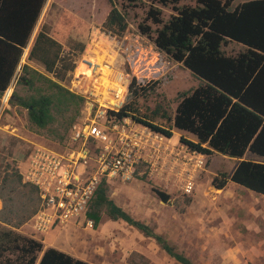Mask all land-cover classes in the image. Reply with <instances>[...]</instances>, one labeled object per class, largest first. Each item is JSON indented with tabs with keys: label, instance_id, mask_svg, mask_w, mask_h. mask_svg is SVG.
<instances>
[{
	"label": "rangeland",
	"instance_id": "rangeland-1",
	"mask_svg": "<svg viewBox=\"0 0 264 264\" xmlns=\"http://www.w3.org/2000/svg\"><path fill=\"white\" fill-rule=\"evenodd\" d=\"M199 1H46L8 87L9 100L4 101L8 89L1 97L0 235L13 232L20 237L24 251L2 250L0 262L29 261L33 247L37 248L34 241L42 245V251L34 253L38 255L35 264L49 248L88 264H180L154 238L122 220L112 219L105 210L99 225L93 228L81 217L64 222L55 220V210L47 206L39 185L26 177L30 160L41 150L58 154L84 185L94 182L97 186L105 178L110 198L134 218L152 226L195 264H264V196L230 178L241 161L264 162V157L251 151L243 157L214 152L204 154L206 164L199 167L196 163L199 155L180 140L181 136L192 140L198 137L175 127L173 120L166 123L163 118H157L156 122L173 127L171 138L131 118L107 122L108 141L93 137L75 139L72 133L75 123H89L98 109L105 110L97 99L112 100L114 92L107 86L113 88L114 84L109 82L108 74L120 81L116 78L119 72L128 76L129 81L123 80L128 87L134 79L141 86L158 80L155 91L138 99L139 107L150 112L162 104L175 116L182 93L193 91L202 81L183 62L159 49L155 37L172 15L183 7L196 6ZM219 1L235 8L252 0ZM113 8L124 18V30L111 27ZM155 14L160 19H155ZM44 24L49 27V34L62 44L63 60L57 70L60 71L64 61L75 65L63 79L49 73L40 60L28 59L30 46ZM223 45L230 55L246 49L230 39ZM24 64L31 69L26 77H34L33 86L19 80ZM44 76L83 95L85 101L79 110L75 106L69 111L56 108L55 121L39 128L29 120L28 109L18 104V100L47 92L49 84ZM131 99L129 91L125 102ZM90 101L95 103L91 114ZM99 119L104 121L102 117ZM123 149L132 150L133 169L112 174L106 162ZM189 182H193L191 192L186 191ZM45 209L51 223L47 229L38 230L36 216Z\"/></svg>",
	"mask_w": 264,
	"mask_h": 264
},
{
	"label": "trees",
	"instance_id": "trees-1",
	"mask_svg": "<svg viewBox=\"0 0 264 264\" xmlns=\"http://www.w3.org/2000/svg\"><path fill=\"white\" fill-rule=\"evenodd\" d=\"M46 1L0 0V103L15 76ZM154 18L160 19L156 14ZM109 22L111 27H119V31L126 26L116 8L112 9ZM228 39L245 45L246 49L237 55L227 54L223 44ZM155 44L175 60L183 62L202 83L193 91L182 93L183 98L172 117L162 104L150 112L142 111L138 99L155 91L159 81L141 86L134 79L129 87L132 99L119 110H111L110 113L118 119L131 118L169 138L173 136V127L156 122V119L163 118L166 123L173 120L175 127L198 137V140L184 136L180 138L192 151L206 155L219 152L230 157H243L247 151H251L264 157V0L244 2L235 8L219 0H200L196 6L183 7L177 15H172L157 30ZM61 52L62 44L49 34V27L44 24L30 46L28 59L40 60L49 73L63 79L75 65L64 61L60 69L63 73L58 71V63L63 60ZM30 70L29 65L24 64L19 80L33 86L34 77H26L31 73ZM44 79L49 84L47 92L18 100V104L28 109L29 120L39 128H46L55 121L53 112L56 108L69 111L75 106L79 110L85 101L83 95L66 88L60 82L45 76ZM17 175L22 179L21 174ZM230 178L264 195V162L243 160ZM108 190V182L103 178L89 203L87 217L93 220L95 227L99 225L101 213L105 210L112 219L122 220L154 238L178 263L195 264L152 226L134 218L118 205L110 198ZM20 240L11 231L2 233L0 251L19 248L23 252ZM32 242L37 248L33 247L32 257L23 264H35L38 261V255L34 253L42 251V245ZM0 264L15 262L6 260ZM38 264L88 263L49 248L44 250Z\"/></svg>",
	"mask_w": 264,
	"mask_h": 264
},
{
	"label": "built area",
	"instance_id": "built-area-1",
	"mask_svg": "<svg viewBox=\"0 0 264 264\" xmlns=\"http://www.w3.org/2000/svg\"><path fill=\"white\" fill-rule=\"evenodd\" d=\"M119 73L122 74L120 81H115L113 74H108L111 75V78H108L109 82L114 84L113 88L107 86L108 90L114 92L112 100L107 101L105 97L102 100L101 98L97 99L100 104L105 106V110L98 109L96 115L90 117L89 123H75L73 125L72 133L75 139L93 137L102 141L109 140V127L107 126V122L116 119V116L110 113V111L119 110L125 104L129 94L128 84L125 85L123 83V80L128 79V76L123 72ZM8 100L9 98L6 100L4 96V101ZM88 104L89 114H91L95 103L90 101ZM101 113L102 115H100ZM101 117L104 119L103 122L102 120L100 122L99 118ZM196 154L199 155V158L196 160L197 166L204 167L206 164L204 154L199 152H196ZM134 161L132 150L123 149L112 160L106 162V168H109L112 174H118L121 171L129 173L133 169ZM26 177L39 185L47 206L55 210V220L64 222L72 217L76 219L81 217L87 222L88 226L94 227L93 220L87 217V210L94 195L96 185L94 182H91L89 185L80 183L78 176L75 175L70 165L63 164L58 154L41 150L36 152L29 162ZM192 190L193 182H189L186 191L191 192ZM36 217V229L45 230L49 227L51 219L49 218L47 209L38 213Z\"/></svg>",
	"mask_w": 264,
	"mask_h": 264
},
{
	"label": "bare ground",
	"instance_id": "bare-ground-1",
	"mask_svg": "<svg viewBox=\"0 0 264 264\" xmlns=\"http://www.w3.org/2000/svg\"><path fill=\"white\" fill-rule=\"evenodd\" d=\"M84 65H85V64L81 65L80 70H81V69L83 70ZM82 72H83V71H82ZM116 78H117V80H121V79H122V74H121V73H117ZM10 91H11V88L8 89V91H7V93H6V97H5V99H8V98H9L8 95L10 94Z\"/></svg>",
	"mask_w": 264,
	"mask_h": 264
},
{
	"label": "clouds",
	"instance_id": "clouds-1",
	"mask_svg": "<svg viewBox=\"0 0 264 264\" xmlns=\"http://www.w3.org/2000/svg\"><path fill=\"white\" fill-rule=\"evenodd\" d=\"M7 92V91H6Z\"/></svg>",
	"mask_w": 264,
	"mask_h": 264
},
{
	"label": "crops",
	"instance_id": "crops-1",
	"mask_svg": "<svg viewBox=\"0 0 264 264\" xmlns=\"http://www.w3.org/2000/svg\"><path fill=\"white\" fill-rule=\"evenodd\" d=\"M264 196V195H263Z\"/></svg>",
	"mask_w": 264,
	"mask_h": 264
}]
</instances>
